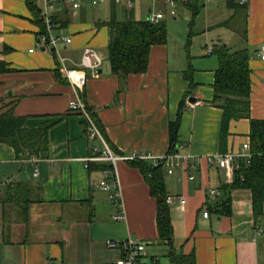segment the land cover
I'll list each match as a JSON object with an SVG mask.
<instances>
[{
  "label": "crops",
  "instance_id": "obj_1",
  "mask_svg": "<svg viewBox=\"0 0 264 264\" xmlns=\"http://www.w3.org/2000/svg\"><path fill=\"white\" fill-rule=\"evenodd\" d=\"M28 1L42 17L45 0H0V114L12 110L25 118L26 129L46 128L49 152L45 158L20 157L0 143V264H104L119 257L117 250L107 248L109 240H158L156 201L141 172L128 162L116 165L123 219H113L116 205L98 186L101 170H89L83 161L93 156L96 143L88 141L82 115L68 106L74 100L86 106L115 154L145 152L161 158L169 148V124L188 90L183 75L189 70L196 86L180 115L172 172L163 166L165 193L174 197L169 205L174 249L193 254L195 264H264V201L263 216L255 220L250 191L236 189L230 192V215L216 213L226 198L221 186L232 181L233 173L227 174L215 160L230 155L234 170L245 162L242 144L249 143V121H230L220 151L222 111L209 104L219 65L213 45L247 49L250 117L264 120V61L259 53L264 0H248L243 7H230L228 0H199L200 13L210 3L217 9L223 3L220 19L206 27L208 33L223 30V38L218 34L195 55L177 52L168 41L152 46L146 71L125 78L110 74L108 60L100 74L83 71V50L89 47L107 57L108 28L97 24L112 15L120 21L131 13L144 21L154 14L147 10L144 17L140 4L135 11L125 0L94 7L81 0L78 9L57 0L49 11L54 26L50 35L68 41H58L56 49L35 48L41 29ZM103 5L111 9L109 15L89 11ZM68 70L84 72V87L76 90L69 84ZM190 98L196 106H189ZM24 202H30L25 215L20 210Z\"/></svg>",
  "mask_w": 264,
  "mask_h": 264
},
{
  "label": "trees",
  "instance_id": "obj_2",
  "mask_svg": "<svg viewBox=\"0 0 264 264\" xmlns=\"http://www.w3.org/2000/svg\"><path fill=\"white\" fill-rule=\"evenodd\" d=\"M199 0H187L181 3L190 13L189 36H192V28L195 19L202 6ZM230 7H239L232 0H228ZM28 8L38 19L41 31L44 33L43 18L37 15L36 8L28 1ZM223 25H227L223 24ZM108 28L109 40L107 45V60L110 66V74L125 78L130 74H142L146 71L149 51L152 46L163 45L167 41V29L165 22H153L151 20H135L131 13L118 21L112 15L111 18L97 27ZM218 59V68L215 71V79L212 85L213 99L210 105L222 111L219 129V149L222 148L229 135L230 121L247 119L249 121V145L251 157L248 162L233 171L232 181L221 186L226 198L216 213L219 216H229L230 192L236 189H247L251 193L252 213L255 220L263 216L262 203L264 201V120H256L250 117V55L247 49L233 50L223 43H217L212 47ZM0 71L4 67L0 66ZM184 79L188 83V90L180 102L176 120L168 127L169 148L167 154H172L177 145L179 120L185 109L184 102L196 86L193 83L191 70L184 73ZM96 125L100 129L105 141L102 127L92 115ZM24 117L15 116L12 110L0 114V143L11 146L20 157L45 158L49 152L47 129H26ZM113 149V148H112ZM137 168L144 177L149 187L150 195L156 201V228L158 240L168 249L169 264H195L194 255L176 253L173 245V229L170 220L169 205L165 203V183L163 166H152L151 162L133 160L128 162ZM110 166L106 163H90L89 170H103ZM30 202L20 205V210L25 215Z\"/></svg>",
  "mask_w": 264,
  "mask_h": 264
},
{
  "label": "built area",
  "instance_id": "obj_3",
  "mask_svg": "<svg viewBox=\"0 0 264 264\" xmlns=\"http://www.w3.org/2000/svg\"><path fill=\"white\" fill-rule=\"evenodd\" d=\"M71 4L73 9H78L80 7L81 0H59ZM89 6H97L108 0H86ZM187 0H163L166 4V7L169 9L170 15H174V8L181 3H185ZM239 7L246 6L248 0H232ZM57 0H45L46 7L43 13V23H44V33L37 36L34 47L40 48L44 47L46 49H56L58 41L67 42V38L62 37H53L50 35V31L53 29V22L49 16V11L53 8ZM134 0H125L126 6L130 8L133 5ZM163 19L161 13L150 16V20L153 22H158ZM32 50H30L31 52ZM207 54L211 53V49L207 48ZM260 58L264 61V44L260 47ZM63 59L61 62L63 63ZM102 64L101 56L95 52L92 48H85L81 57V69L83 71H88L91 74L96 73V70L100 68ZM78 72L75 70L66 71L69 84L76 90L84 87L85 85V74L84 72ZM197 103H191L189 106L194 107ZM69 110L71 112L78 113L82 115L85 122V128L87 132V139L90 142H95L96 144L92 146L93 156L85 158L84 165L88 168L90 163H106L110 167L108 169H103L100 171V180L99 188L107 194L108 199L116 205L117 212L113 215L115 221H121L123 219V214L120 210L119 205V187H118V178L116 172V165L118 162H129L133 160L138 161H149L152 166L162 165L165 167L167 172L170 174L172 168L174 167L172 163V154H166L161 158H154L149 153H137L131 155L115 154L109 144L105 141L103 135L100 132V129L96 125L92 113L86 108V106L80 100H74L69 103ZM99 144V146H98ZM242 150L244 154L242 157L246 162L251 157L250 145L249 143L242 144ZM216 163L222 168L227 174H232L234 167L230 155L220 156L216 160ZM37 174L35 173L34 176ZM192 179V177H190ZM214 191H210V194H214ZM178 200L181 204L184 203V198L178 197ZM174 197L166 196L165 203L167 205H172ZM203 217L207 218L208 213L203 212ZM108 249L117 250L119 257L108 263L104 264H160V262L153 256H148L146 253V244L137 239L128 237L124 240L113 241L109 240L106 243Z\"/></svg>",
  "mask_w": 264,
  "mask_h": 264
},
{
  "label": "rangeland",
  "instance_id": "obj_4",
  "mask_svg": "<svg viewBox=\"0 0 264 264\" xmlns=\"http://www.w3.org/2000/svg\"><path fill=\"white\" fill-rule=\"evenodd\" d=\"M140 2V3H139ZM135 5V11L138 10V4L141 5V13H145L144 17L147 16V10L151 14L155 15L157 13H162L163 19L167 28V41L171 44L176 51H188L190 55H195L200 51L205 50V46H210L211 41L217 39L219 34L222 37L224 34L223 30L218 31H208L206 30L207 26H210L213 23H216L220 19L218 10H225L223 3H220L221 8H213V4L210 3L206 6L199 16L195 19V23L192 28L193 35L189 36V21L190 13L182 5H177L174 8L175 14L172 16L169 13V9L166 7V4L163 0H135L133 2ZM121 8L116 9L117 17L121 16ZM89 11H101L102 14L109 15L111 9L108 5H103L98 8H89ZM35 49V48H34ZM102 64L104 65L107 62V57L105 52H101ZM146 253L148 256L155 257L160 264H169L168 252L169 249L161 243L159 240H149L146 243Z\"/></svg>",
  "mask_w": 264,
  "mask_h": 264
},
{
  "label": "water",
  "instance_id": "obj_5",
  "mask_svg": "<svg viewBox=\"0 0 264 264\" xmlns=\"http://www.w3.org/2000/svg\"><path fill=\"white\" fill-rule=\"evenodd\" d=\"M147 20H150V15L147 16ZM100 73H101V70H100V69H97V70H96V74H100ZM188 102H189V103H195L196 100L193 99V98H190Z\"/></svg>",
  "mask_w": 264,
  "mask_h": 264
}]
</instances>
